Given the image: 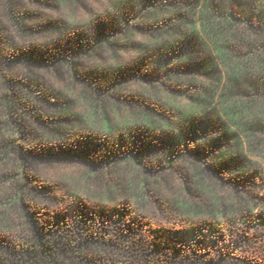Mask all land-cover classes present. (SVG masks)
I'll return each instance as SVG.
<instances>
[{
  "label": "rangeland",
  "instance_id": "rangeland-1",
  "mask_svg": "<svg viewBox=\"0 0 264 264\" xmlns=\"http://www.w3.org/2000/svg\"><path fill=\"white\" fill-rule=\"evenodd\" d=\"M121 1L0 0V86L8 83L18 89L16 84L22 81L37 84L35 99L24 100L30 111L35 107L40 120L27 113L26 135L20 141L35 152L25 166L27 188L35 193L32 207L40 212H67L71 194L82 193L87 204L102 203L112 211L130 196V211H140L155 224L183 229L186 218L181 203L207 207L217 200L237 214V218L224 220L231 250L241 251L244 236L252 237L255 232L264 244V227L250 228L257 217L264 218V151L260 145H250L241 129L228 120L234 128L228 126L222 151L234 150L233 159L246 165L247 171L241 176L240 170H216L212 160L196 156V150L222 135V121L228 119L220 100L228 82L226 65L211 43L193 34L189 25L180 23L171 36L166 30L154 29L158 18L154 7L143 11L128 6L118 11L116 5ZM10 6L22 28L10 17ZM171 13L167 10L164 15ZM78 29L87 37L82 44L71 42ZM98 29L108 35L101 43L94 37ZM56 40L66 54L61 61H53L50 55L46 63L21 57L27 50L45 49ZM156 48L164 49L167 58L157 59ZM205 90L214 93L208 97L210 102L203 100ZM147 111L164 112L178 127L171 132L156 125L152 134L143 126ZM186 114L188 122L182 123L181 116ZM6 118L0 113V120ZM130 123H140L137 147L130 144L132 135L126 129ZM105 125L112 131L108 133ZM193 126L207 135V142L192 138ZM56 128L65 135H55ZM234 132L241 136L243 150L233 145ZM257 136L263 138V134ZM99 145L113 151L116 158L104 161ZM164 147L175 152L171 163ZM49 150L52 156L47 155ZM16 168L14 158H0V178L4 173L16 174ZM0 187L1 195L12 189L10 181ZM240 202H248L250 211L239 214ZM241 215L252 221L249 226L239 221Z\"/></svg>",
  "mask_w": 264,
  "mask_h": 264
},
{
  "label": "trees",
  "instance_id": "trees-1",
  "mask_svg": "<svg viewBox=\"0 0 264 264\" xmlns=\"http://www.w3.org/2000/svg\"><path fill=\"white\" fill-rule=\"evenodd\" d=\"M128 6L139 7L143 11L149 6L154 7V12H158L154 29L166 30L171 36L179 30L177 26L180 23L189 25L193 34L201 40L203 35L211 43L220 61L226 65L228 82L220 100L228 119L222 121L225 126L222 135L211 138L206 147L196 150V156L212 160L216 170H240L238 174L242 176L247 171L246 165L233 159L234 150L223 152L222 148L228 129L232 127L228 125L229 120L248 137L250 145L259 144L264 151V0H122L116 8L121 11ZM182 8L190 14L180 11ZM167 10L172 13L164 15ZM8 13L16 26L22 28L21 19L13 13L11 6ZM107 36L98 29L94 37L97 43H101ZM86 39L78 29L71 42L82 44ZM61 49L59 40H56L50 47L27 50L21 57L46 63L47 55H50L53 61H61L66 56ZM155 52L157 59L168 56L161 48H156ZM152 55L150 53L149 56ZM36 85L22 81L16 84L18 89L8 83L0 86V113L7 117L0 120V158H14L17 163L16 174L4 173L0 178V184L10 181L12 185L10 193L4 195H1L0 187V264H264V244L259 233L255 232L252 237L244 236V245L239 246L241 251L231 250V243L226 244L224 220L237 218V214L232 207L217 200L207 207L181 203L179 208L186 218L183 229L155 224L140 215V211H130V196L112 211L102 203L87 204L82 193L71 194L67 212L35 210L32 207L35 193L27 188L29 175L25 170L27 159L35 156V152L25 148L20 141L26 135L23 123L27 113L35 116V107L32 106L30 111L24 98L35 99ZM205 93L206 97L201 98L210 102L208 97L213 98L214 93L209 90ZM187 116H181L182 123L188 122ZM35 118L40 120L38 115ZM156 125L160 130L171 132L178 127L177 122L164 112L147 111L143 126L155 134ZM191 128L194 140L205 139L207 142L205 133L199 134L195 126ZM104 129L108 133L112 131L110 125H105ZM126 129L132 135L130 144L137 147L140 123H130ZM53 133L62 137L66 132L56 128ZM234 134L233 145L243 150L241 136L237 132ZM256 134H263V138L256 137ZM160 141L163 142L162 137ZM164 149L171 163L175 152L172 148ZM98 150L104 161L116 158L115 153L104 146ZM131 153L136 157L134 161L138 162L135 152ZM261 154L264 156V152ZM47 155L52 156L53 152L49 150ZM136 199L140 207V195ZM143 204L141 202V206ZM238 207L239 214L250 211L248 202H240ZM239 218L244 225L252 222L244 215ZM239 221L232 222L238 224ZM253 222L251 229L264 227L262 216Z\"/></svg>",
  "mask_w": 264,
  "mask_h": 264
}]
</instances>
